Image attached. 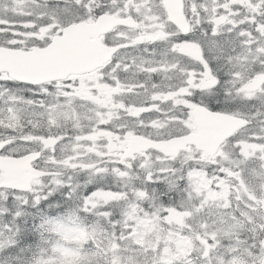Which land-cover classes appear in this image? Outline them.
I'll use <instances>...</instances> for the list:
<instances>
[{"label": "snow or ice", "instance_id": "1", "mask_svg": "<svg viewBox=\"0 0 264 264\" xmlns=\"http://www.w3.org/2000/svg\"><path fill=\"white\" fill-rule=\"evenodd\" d=\"M0 264H264V0H0Z\"/></svg>", "mask_w": 264, "mask_h": 264}]
</instances>
